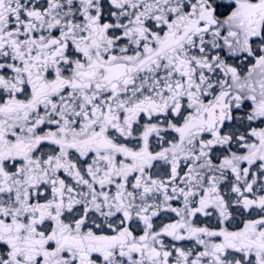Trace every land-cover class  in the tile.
Here are the masks:
<instances>
[{"label": "snow or ice", "instance_id": "1", "mask_svg": "<svg viewBox=\"0 0 264 264\" xmlns=\"http://www.w3.org/2000/svg\"><path fill=\"white\" fill-rule=\"evenodd\" d=\"M0 264H264V0H0Z\"/></svg>", "mask_w": 264, "mask_h": 264}]
</instances>
